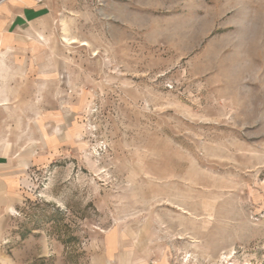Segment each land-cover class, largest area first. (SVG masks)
Wrapping results in <instances>:
<instances>
[{"label": "rangeland", "instance_id": "374dc122", "mask_svg": "<svg viewBox=\"0 0 264 264\" xmlns=\"http://www.w3.org/2000/svg\"><path fill=\"white\" fill-rule=\"evenodd\" d=\"M1 55L0 264H264V0H52Z\"/></svg>", "mask_w": 264, "mask_h": 264}, {"label": "crops", "instance_id": "0c3cea01", "mask_svg": "<svg viewBox=\"0 0 264 264\" xmlns=\"http://www.w3.org/2000/svg\"><path fill=\"white\" fill-rule=\"evenodd\" d=\"M51 2L52 0H0V64L4 59L1 54L11 47L14 35L27 25L47 17L51 11ZM2 96L0 89V112L4 105ZM2 129L0 116V236L4 218L15 209L19 183V169L12 165L14 160L9 150L3 148L5 144L12 142V138L7 137Z\"/></svg>", "mask_w": 264, "mask_h": 264}]
</instances>
